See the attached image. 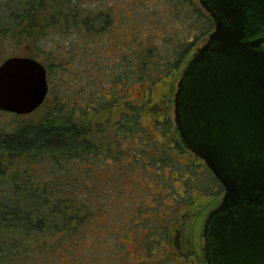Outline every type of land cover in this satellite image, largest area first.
Returning a JSON list of instances; mask_svg holds the SVG:
<instances>
[{"label":"trees","instance_id":"trees-1","mask_svg":"<svg viewBox=\"0 0 264 264\" xmlns=\"http://www.w3.org/2000/svg\"><path fill=\"white\" fill-rule=\"evenodd\" d=\"M132 1L139 7L135 10L136 16L133 15L139 21L140 8L147 9L148 4L141 6L136 0ZM161 1L168 15L174 18L170 23L176 32L174 41H166L162 48L150 46L140 54L135 44L140 48L145 47V42L134 32L140 24H132L127 15L121 14V25L126 27L123 44H127V48L132 45L130 50L122 52L125 53L122 60L115 63L121 64L122 69L108 88L102 81L103 86L94 101L84 98L79 102L70 96L56 101L40 120L0 131V262L24 252L34 260L44 254L42 259L57 260L59 264V253L72 256L79 251L90 229L110 231L115 239L111 245L122 253L124 249L117 242L119 236L113 232L114 226L121 223V217L114 222L104 209L103 201L107 192L103 187L111 186L109 179L113 175L100 176L117 171L106 168L101 161L108 158L120 161L118 155L124 154L131 158L133 168L122 173L133 171L144 162L150 167L154 161L156 168L160 167L157 174L160 178L167 165L171 170L178 164L179 170L171 176L177 174L184 185V193L179 192L182 196L178 198L177 192L173 193L176 200L167 205L171 212L169 221L160 222L146 216L140 227L146 228L149 234L134 229L144 236L140 254L150 255L162 247L177 257L171 262L195 264L190 259L191 253L180 255L182 227L193 216L191 208L198 192L218 197L224 193V187L182 141L174 121V100L154 104L152 88L181 70L197 44L214 31L215 24L198 0ZM78 4L79 0H0V46L3 44L4 48L9 44L16 48L28 39L31 46L38 48L44 30L52 23L59 24L60 19L92 34L94 31L107 34V28L112 27L109 14L104 16L102 25L95 22L97 18L82 20ZM44 17L49 20L47 24ZM27 56L37 60L33 51H28ZM42 64L48 79L51 66ZM117 81L124 82L120 91L114 87ZM133 82L143 86L138 101L128 97L129 84ZM105 90H109V94L105 95ZM143 130L154 132L156 140L148 147L143 146L140 152L134 145L140 141ZM118 160L115 164L121 166ZM119 189L121 192L122 187ZM179 257L186 258L185 262L181 263ZM163 261L159 263L169 264Z\"/></svg>","mask_w":264,"mask_h":264},{"label":"water","instance_id":"water-1","mask_svg":"<svg viewBox=\"0 0 264 264\" xmlns=\"http://www.w3.org/2000/svg\"><path fill=\"white\" fill-rule=\"evenodd\" d=\"M215 29L177 84L181 139L225 189L204 229L208 264H264V0H198ZM49 94L30 57L0 65V111L29 115Z\"/></svg>","mask_w":264,"mask_h":264},{"label":"rangeland","instance_id":"rangeland-1","mask_svg":"<svg viewBox=\"0 0 264 264\" xmlns=\"http://www.w3.org/2000/svg\"><path fill=\"white\" fill-rule=\"evenodd\" d=\"M136 2H139L141 6L148 4L147 9L140 8L141 14L137 15L139 21L133 17V15L136 16L135 10L139 7L132 0H79V13L82 20L97 18L95 22L102 25L104 16L109 14L112 27H108L107 34L104 35L97 34L98 32L95 31L92 34L84 28H76L60 19L58 20L59 24L53 25L52 23V26L44 30L38 48L31 46L28 39H24L16 48H14V45L9 44H6V47L3 48L2 44L0 46V64L2 60L9 56L28 57V51H33L36 53L39 62L51 67L48 74L49 94L44 107L37 113L34 112L24 116L0 112V131H10L26 122L40 120L44 115V111L52 107L58 100H65L70 96L76 97L79 102H82L84 98L93 100L97 98L98 90L103 86L102 81L107 83L105 88H108L111 81L116 79V74L122 69L121 64L116 65L115 63L117 60H122L125 54L122 52L130 50L132 45L128 43L129 47L127 48V44H123L122 34L126 27L121 25L123 23L120 21V17H123L121 14L124 17L127 15L132 24L138 22L140 24L139 28L134 30L139 35L138 37L145 42V47L139 48L138 44H135L140 54L147 51L150 46L162 48L166 41H174L176 32L173 27H170V23L173 22L174 18L168 15L165 4L161 0H136ZM46 17H44L45 24L49 22ZM131 23L129 22V24ZM45 27L46 25H44ZM207 39L208 37L197 44L195 51L188 57L181 70L174 77L158 83L152 88V102L154 104H163L164 94L169 89H172L174 93L176 92L183 71ZM123 86L124 82L117 81L114 84L118 91L122 90ZM147 86L151 88L150 85L147 84ZM142 88L143 86L138 82L130 83L128 89L130 95L128 97L137 101L140 100ZM107 94H109V90H105V95ZM155 137L154 132L143 130L140 133V141L136 142L134 148L141 152L144 149L143 146L148 147L154 144ZM118 156L121 157L119 158L120 161L115 158L101 161V164L105 165L106 168L111 170L116 168L118 172L108 171L103 173L100 178L113 175L110 178L111 180L109 179L111 186L103 187L107 192L103 196L104 199H102L106 203L104 209L113 218L114 222H118L119 217H121V223L114 226L113 232L120 237L121 240L118 237L117 242L123 247L124 251L120 253L111 245V241L115 239L110 231L90 229V231L88 230V237L79 251L74 252L72 256L71 254L69 256L68 253L65 255L59 253L61 254L58 258L60 260L59 264H70L71 260V264H158L162 260L169 264H179L171 262L176 261L177 257L174 254L167 253L162 247L158 248L156 252L152 251L150 255L143 252V254H140V244L144 240V236L141 234H149L146 228L140 227L142 219L148 216L160 222L169 221L171 212L167 209V205L174 204L173 200H176V196L173 193L177 192L178 198L182 196L180 193H184V185L181 182L183 179L177 174L171 176L173 172L179 170L178 164L174 163L176 166L171 170L167 165L159 178L157 174H159L160 167L156 168L155 162L152 160H150L152 161L150 167L147 164L144 165V163H147L144 162L141 167L122 173L129 168H133V166L130 163L131 158L129 156L124 154ZM116 160L120 162L121 166H116ZM105 167L104 169H106ZM9 170L12 172V169ZM121 187L122 191L120 192L119 188ZM195 201L198 204L197 209L199 211L198 214L191 216L184 222L182 227L183 249L180 255L191 253L190 259L193 263L207 264L204 254V224L199 216L216 207L222 201V198L214 200L202 197L195 199ZM43 256L44 254L34 260L32 255L27 256L24 252H20L16 258L12 256L4 259L0 264H58L57 260L50 262V258L45 261V259H42ZM79 257L83 259L81 260ZM178 259L181 263L186 260L184 257Z\"/></svg>","mask_w":264,"mask_h":264},{"label":"flooded vegetation","instance_id":"flooded-vegetation-1","mask_svg":"<svg viewBox=\"0 0 264 264\" xmlns=\"http://www.w3.org/2000/svg\"><path fill=\"white\" fill-rule=\"evenodd\" d=\"M174 92H173V90L172 89H169L168 91H166L165 92V94H164V97H163V100H162V103L163 104H166L169 100H170V98H171V100L170 101H173L174 100V102H175V93L173 94ZM160 105V104H159ZM173 106H174V103H173ZM197 157V156H196ZM198 158V157H197ZM200 161H202L205 165H206V163L204 162V160H202V159H200V158H198ZM191 160V159H190ZM199 193V194H198ZM197 193V195H196V197H195V199H200V198H204V199H214V200H219L220 198H222L223 199V197H224V194H225V189H224V193L222 194V195H220V196H218V197H209V196H206V195H202V193H200V192H198ZM220 203H221V201H220ZM220 203L218 204V205H216V207H214V208H211V209H209L207 212H204L202 215H200L199 216V219L201 218V222L204 224V229H205V225H206V222H207V219H208V217H209V215H210V213L214 210V209H216L219 205H220ZM198 204L196 203V201L194 202V204H193V206H192V208H191V212L193 213L192 215L193 216H195L196 214H198L197 212L199 211L198 209ZM203 235H204V230H203ZM182 237H183V234H182V231H181V243H182ZM204 237V236H203ZM204 241H205V239H204ZM204 248H205V244H204ZM181 251V250H180ZM204 254H205V251H204ZM205 259H206V257H205ZM207 261V260H206ZM208 264V263H207Z\"/></svg>","mask_w":264,"mask_h":264}]
</instances>
